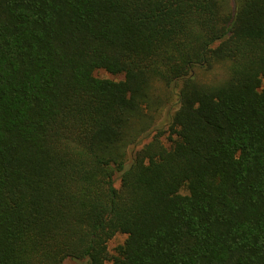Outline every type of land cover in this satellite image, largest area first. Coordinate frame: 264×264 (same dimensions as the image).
<instances>
[{
	"label": "trees",
	"instance_id": "16d2710c",
	"mask_svg": "<svg viewBox=\"0 0 264 264\" xmlns=\"http://www.w3.org/2000/svg\"><path fill=\"white\" fill-rule=\"evenodd\" d=\"M263 78L264 0H0V264H264Z\"/></svg>",
	"mask_w": 264,
	"mask_h": 264
},
{
	"label": "rangeland",
	"instance_id": "374dc122",
	"mask_svg": "<svg viewBox=\"0 0 264 264\" xmlns=\"http://www.w3.org/2000/svg\"><path fill=\"white\" fill-rule=\"evenodd\" d=\"M196 74L198 75L200 80H204V81H212L213 79H220L224 76L225 74V69L222 66H218L216 67L214 70L212 71H205V70H201V69H197L196 70ZM95 76L98 78H104V79H111V80H122L123 76H113L109 73H107L104 70H99L95 73ZM262 87L264 88V78L262 80ZM160 93H162V91H159ZM166 98V103L167 106L164 107L163 109H161V111L158 114V120H157V124L156 126L159 127L161 125H163V123L166 122L167 120V116L169 113V110H174L175 108V103H176V97L175 95H170L169 98H167V96L163 97V99ZM173 112V111H172ZM151 139H146L141 146H143L144 144H146L147 142H149ZM135 147V150L141 149L140 147ZM130 153V152H129ZM132 155V153H131ZM130 163V156L129 159L127 161V164ZM119 184V182H118ZM126 235L123 234H118L115 238H113L110 243H109V251L111 254L115 253V250L118 246L124 244L125 240H126ZM67 264H87L85 261H68ZM107 264H111V263H107Z\"/></svg>",
	"mask_w": 264,
	"mask_h": 264
}]
</instances>
